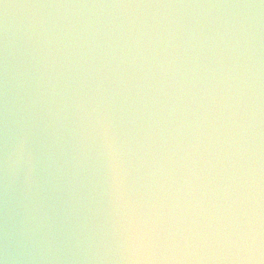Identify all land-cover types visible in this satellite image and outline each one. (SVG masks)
Masks as SVG:
<instances>
[{"label":"clouds","instance_id":"9594fccd","mask_svg":"<svg viewBox=\"0 0 264 264\" xmlns=\"http://www.w3.org/2000/svg\"><path fill=\"white\" fill-rule=\"evenodd\" d=\"M23 7L0 30V264H264V0Z\"/></svg>","mask_w":264,"mask_h":264},{"label":"water","instance_id":"95a60500","mask_svg":"<svg viewBox=\"0 0 264 264\" xmlns=\"http://www.w3.org/2000/svg\"><path fill=\"white\" fill-rule=\"evenodd\" d=\"M38 2H41V0H4V3L16 5V7H10L5 12L2 0H0V30H2L6 18L10 33L18 35L28 19L32 17L37 11H39L36 9L23 7V5Z\"/></svg>","mask_w":264,"mask_h":264}]
</instances>
